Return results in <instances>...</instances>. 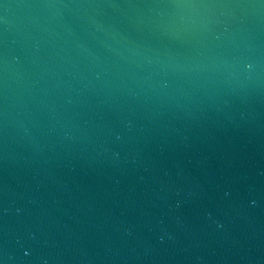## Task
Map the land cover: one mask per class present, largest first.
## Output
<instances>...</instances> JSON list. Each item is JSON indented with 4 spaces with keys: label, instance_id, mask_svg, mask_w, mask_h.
<instances>
[{
    "label": "water",
    "instance_id": "1",
    "mask_svg": "<svg viewBox=\"0 0 264 264\" xmlns=\"http://www.w3.org/2000/svg\"><path fill=\"white\" fill-rule=\"evenodd\" d=\"M0 264H264V0H0Z\"/></svg>",
    "mask_w": 264,
    "mask_h": 264
}]
</instances>
